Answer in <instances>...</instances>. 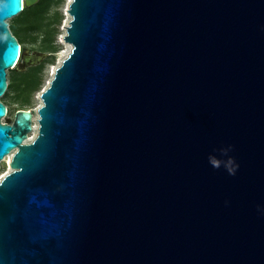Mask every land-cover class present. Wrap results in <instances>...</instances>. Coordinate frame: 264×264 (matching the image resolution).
<instances>
[{
	"label": "water",
	"instance_id": "obj_1",
	"mask_svg": "<svg viewBox=\"0 0 264 264\" xmlns=\"http://www.w3.org/2000/svg\"><path fill=\"white\" fill-rule=\"evenodd\" d=\"M36 1L0 0V98L47 56L7 23ZM67 13L41 105L0 101V264H264V0Z\"/></svg>",
	"mask_w": 264,
	"mask_h": 264
},
{
	"label": "trees",
	"instance_id": "obj_2",
	"mask_svg": "<svg viewBox=\"0 0 264 264\" xmlns=\"http://www.w3.org/2000/svg\"><path fill=\"white\" fill-rule=\"evenodd\" d=\"M60 2L61 0H37L35 4L23 7L16 15V25L8 23L9 30L17 39L21 51L27 46L30 50L47 53L48 57L23 72L8 70L7 74L14 73V76L8 81L7 90L0 98L6 108L4 99L9 90H11L9 95L12 103H30L32 96L42 87L45 64H54L55 53L58 51L55 41L61 21L56 7Z\"/></svg>",
	"mask_w": 264,
	"mask_h": 264
},
{
	"label": "rangeland",
	"instance_id": "obj_3",
	"mask_svg": "<svg viewBox=\"0 0 264 264\" xmlns=\"http://www.w3.org/2000/svg\"><path fill=\"white\" fill-rule=\"evenodd\" d=\"M68 4H69L68 0H61V2L56 7V9L60 13V17H61V21H60V24L58 26V34H57L56 41H55V44L58 46V51L55 53L54 64H50V63L45 64V67L43 69V83H42L41 89L32 96L31 101L28 104H24V103H20V102L19 103L18 102L12 103L11 99H10V95H9L11 90H9L8 95L4 99V102L7 105L8 113L5 116V118L2 119V122L9 121L11 123L13 121L15 112L19 109L36 110L41 105V100L38 99L39 93L43 90V88L46 87V85L48 84V81L51 79L53 69L64 58L65 52L69 51V49H70V45L67 42H65V40L63 38V36L65 35V26L68 24L66 22H68L70 19L69 15L67 13ZM22 6H23V2H22ZM52 10H54V9H52ZM16 20H17L16 16H14L13 18L7 20V23H10L12 25H16L17 24ZM25 49H29V51H36V50H30V48L27 46L25 47ZM47 57H48V55L45 58H47ZM13 70H15V69H13ZM6 72H8V70ZM13 76H14V73H11V74L8 73L7 74V82L10 79H12ZM34 117H36V114H34ZM35 134H36V130H33L31 133H29L28 136L31 139V137H33ZM8 162H9L8 159L0 162V176L9 172L10 169H9Z\"/></svg>",
	"mask_w": 264,
	"mask_h": 264
},
{
	"label": "bare ground",
	"instance_id": "obj_4",
	"mask_svg": "<svg viewBox=\"0 0 264 264\" xmlns=\"http://www.w3.org/2000/svg\"><path fill=\"white\" fill-rule=\"evenodd\" d=\"M68 2H70V0H68ZM67 52H68V51L65 52V56H66ZM65 56H64V57H65ZM53 72H54V69H53V71H52V74H53ZM38 99L40 100L39 97H38ZM31 139H32V137H31ZM27 140H30L29 136H28ZM27 140H26V142H27ZM10 158H11V155H8L7 157H5L4 160L8 159V161L10 162ZM9 162H8V164H9ZM9 169L11 170L10 167H9ZM10 170H9V171H10ZM7 173H8V172H7ZM4 175H5V174L1 175V176H0V179H1Z\"/></svg>",
	"mask_w": 264,
	"mask_h": 264
},
{
	"label": "built area",
	"instance_id": "obj_5",
	"mask_svg": "<svg viewBox=\"0 0 264 264\" xmlns=\"http://www.w3.org/2000/svg\"><path fill=\"white\" fill-rule=\"evenodd\" d=\"M5 115H7V112H6V114ZM5 117H3L2 119H4ZM2 121V120H1Z\"/></svg>",
	"mask_w": 264,
	"mask_h": 264
},
{
	"label": "clouds",
	"instance_id": "obj_6",
	"mask_svg": "<svg viewBox=\"0 0 264 264\" xmlns=\"http://www.w3.org/2000/svg\"><path fill=\"white\" fill-rule=\"evenodd\" d=\"M20 46V45H19Z\"/></svg>",
	"mask_w": 264,
	"mask_h": 264
}]
</instances>
